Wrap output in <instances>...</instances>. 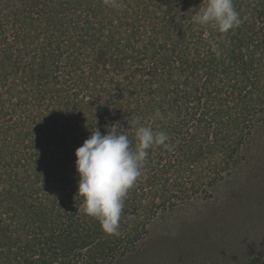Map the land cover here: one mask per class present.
I'll return each mask as SVG.
<instances>
[{
	"label": "trees",
	"instance_id": "1",
	"mask_svg": "<svg viewBox=\"0 0 264 264\" xmlns=\"http://www.w3.org/2000/svg\"><path fill=\"white\" fill-rule=\"evenodd\" d=\"M233 2L242 23L227 33L192 21L201 0L2 2L0 31L10 39L0 57V121L15 116L0 125V264H108L115 257L114 238L84 210L76 213L83 197L74 151L96 129L126 133L134 147L129 125L140 117L169 136L170 148L148 150L141 175L149 180L129 189L120 222L136 207L143 222L165 208L172 189L187 198L197 193L196 181L180 178L190 167L177 164H203L207 155L209 164L229 163L231 145L246 136L242 117L264 106V0ZM51 42L58 48L47 55L42 46ZM21 57L29 59L26 80L15 74ZM60 63L68 76L62 86L52 82ZM152 153L165 165L148 167ZM60 180L70 191L59 189ZM88 243L86 253L79 250Z\"/></svg>",
	"mask_w": 264,
	"mask_h": 264
},
{
	"label": "rangeland",
	"instance_id": "2",
	"mask_svg": "<svg viewBox=\"0 0 264 264\" xmlns=\"http://www.w3.org/2000/svg\"><path fill=\"white\" fill-rule=\"evenodd\" d=\"M9 1L0 0V13L4 11L2 2L8 4ZM201 1L202 7L205 0ZM6 38L10 39L0 31V57L6 48ZM42 48V52L50 55L58 46L51 42ZM16 60L17 80L30 78L26 71L29 59L21 57ZM7 66L9 64L5 62L4 67ZM11 67L5 68L9 74ZM62 67L61 63L55 65L52 80L61 86L68 83L64 81L68 76ZM73 89L76 91V87ZM227 104L235 109L236 113L231 110L232 119L242 124L236 101L228 98ZM13 116L8 114L0 125L11 124ZM242 118L246 136L240 143L231 145L233 152L228 164H209L208 155L203 164H177L181 168L190 167L185 177L180 178L187 185L189 180L196 181L199 188L196 194L181 197L178 189H172L171 200L165 208L157 207L142 222L144 213L136 207L132 209L134 217L132 212L123 217L119 235L108 233L115 240V250L112 248L115 257L108 258V264H264V106L258 105L254 114ZM211 139L212 136L207 141ZM157 155L152 153L148 167L165 165L159 164L161 156L160 153ZM214 172H218L215 178ZM147 180L142 175L137 179L141 182ZM57 183L63 193L70 191V184L61 180ZM171 183L172 180L166 182L168 186ZM137 196L147 197L148 193L137 191ZM83 208L84 205L80 206L76 213ZM127 238L130 240L128 244L125 243ZM88 245L79 250L86 253L90 249H85ZM118 245L121 247H116ZM79 250L76 252L81 254Z\"/></svg>",
	"mask_w": 264,
	"mask_h": 264
},
{
	"label": "clouds",
	"instance_id": "3",
	"mask_svg": "<svg viewBox=\"0 0 264 264\" xmlns=\"http://www.w3.org/2000/svg\"><path fill=\"white\" fill-rule=\"evenodd\" d=\"M105 3L118 6L116 0ZM192 21L214 27L219 33H227L242 23L233 0H205ZM158 117H161L159 110L154 118ZM140 121L136 117L129 125L134 129V147L126 133L113 129L101 134L96 129L74 151L79 175L77 195L83 197L84 213L95 218L109 234L119 235L124 199L141 175L148 150L161 145L170 148L166 132L156 131Z\"/></svg>",
	"mask_w": 264,
	"mask_h": 264
}]
</instances>
